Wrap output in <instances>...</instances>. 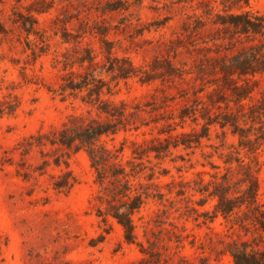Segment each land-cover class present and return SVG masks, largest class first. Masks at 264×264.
I'll list each match as a JSON object with an SVG mask.
<instances>
[{
    "label": "rangeland",
    "instance_id": "rangeland-1",
    "mask_svg": "<svg viewBox=\"0 0 264 264\" xmlns=\"http://www.w3.org/2000/svg\"><path fill=\"white\" fill-rule=\"evenodd\" d=\"M117 2H122L119 10L102 9ZM221 2L210 0L213 14H224ZM47 6L44 14L32 13L37 24L34 33L27 34L19 16H26L29 7ZM204 9L195 0H0L5 31L0 33V99L11 94L18 102L12 115L0 117V264H232L225 244L246 237L232 233L220 216L197 217L192 210L210 211L213 202L197 205L194 182L199 177L208 180L215 171L211 166H237L234 161L225 163L237 156L258 166L264 192V147L254 152L242 149L229 127L217 125L195 142L202 120L197 117L194 122L190 115L199 102H207L205 93L213 88L207 83L213 79L210 75H197L205 65L202 59L230 56L248 45L244 38L229 44L230 31L208 20L197 31L186 26L193 20L188 18ZM241 11L264 16V0H242L230 10ZM101 26L107 30L104 36L96 31ZM102 38L112 42L115 56L130 61L138 76L111 81L103 75L110 93L104 88L101 99L123 102L129 111L139 108L137 130L103 140L108 147L123 143L122 161L131 157L130 141L159 138L170 144L158 159L153 154L149 161L143 159L147 168L140 181L146 182L144 176L153 166L152 182L160 194L146 199L133 215L137 241L148 253L144 263L139 247L124 241L113 220L105 225L96 217L92 198L97 187L84 151L69 153L67 166L76 184L66 194L50 186V177L59 168L49 165L43 173L34 171L47 158V148L42 153L37 148L21 153L26 139L51 132L70 115L96 118L95 106L51 90L64 74L65 58H77L89 49L96 61L102 60ZM73 70L79 68L74 65ZM139 78L151 79L141 83ZM182 111L188 116L179 120ZM175 140L180 145L173 148Z\"/></svg>",
    "mask_w": 264,
    "mask_h": 264
},
{
    "label": "trees",
    "instance_id": "trees-1",
    "mask_svg": "<svg viewBox=\"0 0 264 264\" xmlns=\"http://www.w3.org/2000/svg\"><path fill=\"white\" fill-rule=\"evenodd\" d=\"M241 1L222 0L224 14L221 15L212 13L210 0H195L197 7L205 9L201 15L188 18L193 20L192 23H186V26L197 31L208 20L212 26L230 31L229 44L244 38L248 45H243L230 56H205L202 59L205 65L197 69V75H210L213 79L207 83L210 85L208 87L213 88L205 93L207 102H199L190 116L194 122L197 117L202 120L200 132L195 134V142L208 136L210 126L217 125L220 129L229 127L231 133L239 139L238 146L254 152L260 146L264 147V16L248 11L230 12ZM243 3L246 5V1ZM122 7V2L106 3L102 9L116 11ZM48 9V6L29 7L26 16H19L21 28L27 34L34 33L37 20L32 13L40 15ZM96 31L100 36L107 32L102 26L96 28ZM4 32L0 23V33ZM100 42L102 60L96 61L97 55L89 49H83L77 58H65L64 74L60 77L57 88L51 90L62 98L79 97L83 103L95 106L96 118L88 120L80 115H70L60 127L51 132H38L26 139L21 143V153H26L30 148H37L42 153L47 148V158L34 171L43 173L49 165L59 168L58 174L51 175L50 186L55 192L66 194L76 184V179L67 166L69 153L84 151L97 187L92 198L96 217L105 225L109 219L113 220L121 228L124 241L139 247V252L143 255L140 263H144L148 253L137 241L133 215L140 210L146 199L160 194L155 193L157 184L152 182L153 166L148 168L149 173L144 176L146 182L140 181V176L147 168L143 165V159L149 161L150 154L158 159L169 151L170 144L159 138L149 142L130 141L131 157L125 161L121 158L123 143L118 148L107 146L103 138L113 137L120 131L139 128L136 125L139 108L135 106L133 111H129L123 102L114 103L101 99L104 88L107 94L110 93L103 75L109 76L112 81L137 77L138 74L128 59L114 55L112 42L104 38ZM74 65L79 70H73ZM167 69L166 74L171 75V68ZM150 79L139 78V82L146 83ZM202 91L201 89L200 92ZM83 92L85 95H82ZM17 107L15 96H2L0 117L12 115ZM196 112L199 116H196ZM187 116L188 113L182 111L178 119L183 120ZM178 145L180 141L175 140L172 147ZM232 161L237 166H225L222 169L211 166L215 171L208 174V180L199 177L194 182L193 189L199 196L197 205L203 207L208 200L213 205L210 211L191 210L197 217L210 220L220 216L232 233L238 237L240 234L246 237L244 240L237 238L225 244L224 252L231 257L232 264H264V192H261L257 177L258 166L243 163L237 156H231L225 163L231 164ZM61 165L63 169H60Z\"/></svg>",
    "mask_w": 264,
    "mask_h": 264
}]
</instances>
